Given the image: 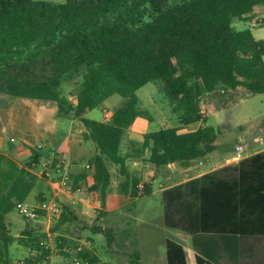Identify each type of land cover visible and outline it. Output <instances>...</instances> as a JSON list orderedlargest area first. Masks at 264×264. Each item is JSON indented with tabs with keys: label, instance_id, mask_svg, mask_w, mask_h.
I'll return each mask as SVG.
<instances>
[{
	"label": "trees",
	"instance_id": "1",
	"mask_svg": "<svg viewBox=\"0 0 264 264\" xmlns=\"http://www.w3.org/2000/svg\"><path fill=\"white\" fill-rule=\"evenodd\" d=\"M260 6L264 0H0V106L9 109L25 99L55 104L58 116L79 119L84 137L95 143L90 167L101 199L111 187L109 163L125 175L121 192L150 194L148 182L140 192L142 179L130 172L128 161L144 157L153 168L187 166L217 148L219 130L203 114L205 98L221 108L264 93V40L251 28L234 26L235 19H251ZM148 82L157 85L182 126L165 123L123 154L125 131L138 116L151 117L136 94ZM66 84L73 85L75 101L64 92ZM114 94L124 97L120 106L103 120L87 117L100 106L105 112L104 102ZM199 121L203 124L194 129L180 130ZM23 139L18 143L32 153L24 165L0 153V264H12L13 241L31 249L28 264H44L53 253L73 257L65 250L70 238L59 230L70 221L66 205L48 233L28 228L18 237L10 234L6 215L27 200L39 179L33 169L44 155L43 147ZM50 163L54 168L59 160ZM238 167L237 185L201 187L198 230L264 234V151L242 158ZM91 227L94 234L104 231ZM105 232L111 241V232ZM76 251L89 264H101L92 250L78 245ZM166 253L168 264H188L184 246L171 238ZM197 264L216 263L197 255Z\"/></svg>",
	"mask_w": 264,
	"mask_h": 264
},
{
	"label": "crops",
	"instance_id": "2",
	"mask_svg": "<svg viewBox=\"0 0 264 264\" xmlns=\"http://www.w3.org/2000/svg\"><path fill=\"white\" fill-rule=\"evenodd\" d=\"M236 21L242 20L235 19L234 22ZM251 25L257 26L253 21H251ZM33 103L35 107L43 108L41 112L46 116L45 107L50 104L37 105L34 101ZM165 104L166 109L170 111L168 116L164 117L166 119L162 121L158 118L161 115V111L159 112L157 109L155 111L157 117L138 116L132 126L125 131L121 144V152L123 154L130 151L134 145L139 146L143 142L145 134L150 132L147 130V122L149 121L158 122V129L165 123L172 126H182L178 121L177 113L172 111L167 99H165ZM16 105H20L26 117L32 112H39V110L34 111L33 108L30 110L31 106L27 103V99L15 102L7 110H11ZM204 107H207V109L211 107V110L226 108H217L216 101L208 97L202 102V111L204 116L209 117ZM48 116V123L47 119L43 118L42 121H36L37 124L32 125V127H18L17 130L21 135L17 136L23 137V134L34 136L38 139V144H43L44 148L47 145L53 146L57 139L56 137L54 140L53 136H63L64 145H68L66 151L70 153V156L68 158L65 157L63 152L60 162H67L66 171L70 174L73 181L74 190L70 192L59 188L60 190L55 193L58 194L61 200L65 201V205L69 208L68 219L70 221H80L82 223V221L88 220L92 223L95 218L92 212L93 208H99V214L96 215L99 220L96 221V224L100 225L104 230L94 234L96 237L92 236L91 240L89 239L88 241H84V238L72 233L63 234L77 240L76 246L82 245L96 253L100 258L101 264H168L166 253L167 238H171L184 246L188 264H197V255H201L216 264H264V234L204 232L198 230L201 187L203 185H237L239 161L256 152L264 151L263 136H256L255 139H250L245 145L240 144L241 142H234V144L225 138V134L220 135L223 131L221 130L215 141L217 148L205 157L192 160L187 166L173 162L153 168L147 160H144V157L131 159L127 162L130 172H137L142 179L139 183L140 192L144 182L150 183L152 187L151 193L147 195L139 194L133 196L130 193L121 192L119 184L125 179V175L120 172L118 165L109 163L111 187L100 203L97 184L93 178V169L87 167L88 164L90 165V158L97 152L95 143L84 137L86 128L82 129V138H76L77 134L69 129L72 124L69 123L65 131H63L62 126L57 127L59 126V119L56 117L61 118V116L57 115V112L52 111ZM67 119H70L69 122L78 120L83 124L77 118ZM201 124L203 122L199 121L190 125V127H183L180 130L187 131L189 128L194 129ZM46 130L50 132L46 133ZM55 130L56 132L58 130L61 131L60 133H55ZM2 138L9 140L10 137L0 133L1 152L6 153L7 150L12 149L13 151L15 148L17 155L30 153V149L28 150L30 147L27 144H14L10 140L8 147L3 150L1 148L4 145L1 143ZM249 148L253 149V151L245 154V151ZM77 150L78 152H76ZM88 153L92 154L85 164L79 163L78 157ZM238 153H240V156H238ZM15 160L20 164L17 159ZM207 174L209 175L207 176ZM38 180L41 179L39 178ZM45 182L46 185H56L51 180ZM91 189H93V192ZM155 194L160 195L161 214L159 215L154 212L155 210L149 203H142L145 198H150ZM22 218L25 219L24 217ZM6 222L13 237H18L28 228H35V232L44 233L40 230V227L28 225L19 228L17 233L12 234L10 223L7 220ZM105 231H110L112 234L111 245L109 246L111 253L109 255L105 254V247L104 253H102L92 246L96 238H102L103 240L106 237ZM76 246H65V250L71 252L74 249L76 250ZM26 248V256H29L31 249ZM54 256L59 258L57 261L64 259L63 255L58 253L51 255V257ZM14 264L28 263L20 257Z\"/></svg>",
	"mask_w": 264,
	"mask_h": 264
},
{
	"label": "rangeland",
	"instance_id": "3",
	"mask_svg": "<svg viewBox=\"0 0 264 264\" xmlns=\"http://www.w3.org/2000/svg\"><path fill=\"white\" fill-rule=\"evenodd\" d=\"M45 1H51L54 3H62L67 0H45ZM182 0H172V2H179ZM248 20H242V21H236L234 22V26L238 29H245V28H251L253 34L259 38L264 40V7H256V9L252 13V18ZM251 21L255 23L257 26L251 25ZM74 89L73 85L71 84H66L63 88L64 92L69 96L71 100L75 101V97L72 96L71 90ZM137 96L141 99L140 105L142 107H147L151 116L157 117V113L155 112L157 109L160 112V118L162 121L168 116V111L166 108L165 104V96L157 91V85H155L154 82H148L145 84L143 87L139 88L136 92ZM240 95V94H238ZM124 101V97L121 96L120 94H114L111 97H109L105 102L104 106L107 109L105 112L103 108L97 107L90 111L87 114L88 118L91 119H96L100 120L103 119L104 116H107L110 112L111 108L118 107L120 106ZM27 103H29L30 110L33 108L34 111L39 110V112L32 114H29L28 117H26L23 113V109L20 107V105H16L14 108L11 110H7L0 106V133L6 134L8 137L14 136V135H21V133L18 132L17 128L20 126H28L32 127V125H36V121H42L43 118L47 119L48 123V115L51 114L52 111H55L58 113V108L55 104H50L45 107V115L41 112V109L43 108H37L35 107L33 100L32 99H27ZM211 108V107H210ZM210 108L206 109V112L208 113L209 117L207 120V123L210 125H213L219 130H223L220 135L225 134V138L228 139L230 142H241L240 144L245 145V143H248L250 139H255L256 136H263L264 137V93H256L253 94L249 97L242 98L241 100L232 103L225 109H220V110H211ZM31 113V112H30ZM58 115V114H57ZM53 117V115H52ZM59 119V126H62L63 131L66 130L67 125L72 124L69 129L72 130V132H75L77 135L76 138H82L83 131L82 129L85 128L83 124H81L78 120H72L69 122L70 117L66 116H61L56 117ZM147 130L148 131H153L158 129V122L156 121H149L147 122ZM47 131V132H46ZM45 132L48 133L50 132L49 130H46ZM61 130H56L54 131L55 133H60ZM26 139H28V144L31 145L33 144L34 146L38 144V139L35 138L34 136H27V135H22ZM54 140L57 137V142L55 140V143H53V146H46L45 148L43 147L44 150V155L42 157V161L40 162L39 166H37L33 171L38 175V177L41 180H38L36 183L35 187L33 188L32 192L28 196L27 200L25 201L26 204L29 206H36L38 205L39 202H41V195L45 194V197L47 199H52L55 198L56 201H58L62 209L65 206V201L61 200L60 197H58V194L55 192L57 190H60L58 187L54 185H46L47 180H49L47 177L42 174V170L44 168V161L48 162V166H51L50 160H52L53 157H56L59 160V163L56 165H61L64 169L67 167V162L65 163L60 162L62 160L61 155L64 152L65 157H69L70 153L66 151V147L68 145H64L65 140L63 139V136L59 135L58 136H53ZM50 138V137H49ZM88 140V139H87ZM252 141V140H251ZM1 143L4 145L1 147L3 150H5L8 147L9 140L7 138H2ZM234 143V144H235ZM55 144V146H54ZM43 145V144H42ZM15 146V145H14ZM65 146V147H64ZM246 147V146H244ZM30 148H28L29 150ZM71 149V147H70ZM75 149V147H74ZM64 150V151H63ZM253 149L249 148L245 151V154L252 152ZM78 152V150L76 151ZM93 152V151H92ZM0 153H3L0 151ZM7 155L12 156L13 158L17 159L21 165H24L26 161L29 160L31 156V149L30 153H23L22 155H17V151L15 148L11 150H7L6 153ZM92 153H88L84 156L78 157V162L81 164H85L87 159L90 157ZM211 156V155H210ZM209 156V157H210ZM77 157V156H76ZM74 162V163H78ZM45 180V181H43ZM52 187V188H51ZM74 185H72V188H69L68 186H62L60 188H63L66 191L72 192ZM54 189V190H53ZM93 192V189H91ZM99 194V193H98ZM99 201L101 203V197L98 196ZM94 202V201H93ZM92 202V203H93ZM149 203V205L152 206V208L155 210V213L161 214V201H160V195L155 194L154 196L150 198H145L142 203ZM98 203V204H100ZM99 208H93V214L95 215V218L92 223H90L88 220L82 221H67L65 222L62 227L59 226V229L61 232H66V233H72L74 235H78L82 238H84V241H88L89 239L91 240L92 236H95L92 230V227L94 224H96V221L99 219L97 218L99 214L98 212ZM94 217V216H93ZM59 217H53L52 219L49 218L47 215L46 217H40L39 219H34V220H25L23 219L20 214L18 213L17 209L14 211H11L6 215V220L10 223V228H11V233L15 234L17 233V230L19 228H23L25 226H35V227H40V230L42 232L48 233L50 228L55 227L59 223ZM20 232V231H19ZM58 234H54L53 241L55 240V237ZM96 237V236H95ZM86 239V240H85ZM45 240H49L47 237ZM71 244L70 246L72 247L73 243H76L77 240L74 238H70ZM109 242V243H108ZM54 243V242H53ZM52 244V243H51ZM105 244V245H104ZM53 245V244H52ZM111 245L110 240L108 241L105 238H96V241L92 243V246L101 251L102 253L105 252V254H110L111 251L109 250V246ZM104 247L106 250L103 252ZM69 252V251H68ZM27 253V248L19 245L16 241H13L11 245L9 246V254L8 257L11 260L12 264L16 263L19 258L21 257L23 260L28 257L26 256ZM72 254V256H76L77 251L74 249L73 251L69 252ZM53 256V254H52ZM78 256V255H77ZM59 258L55 256L51 257V260L56 262Z\"/></svg>",
	"mask_w": 264,
	"mask_h": 264
},
{
	"label": "built area",
	"instance_id": "4",
	"mask_svg": "<svg viewBox=\"0 0 264 264\" xmlns=\"http://www.w3.org/2000/svg\"><path fill=\"white\" fill-rule=\"evenodd\" d=\"M24 137H20L17 135L11 136L9 140L12 143H18L19 141H23ZM23 144V143H22ZM39 148H42V144H38ZM241 148V147H239ZM238 156H240V153H238ZM44 168L42 170V174H44L45 177H47L51 182L55 183L56 187L60 188L62 186H68L69 188H72V179L70 177V174L64 169L61 165H57L54 168H50L47 164V161H44ZM87 167H90L88 164ZM40 209L44 211L42 213L38 212L37 209ZM62 206L61 204L55 200V198L52 199H45L41 201L38 205L36 206H29L26 203L19 204L17 207L18 213L24 217L26 220H34V219H39L40 217L43 216H49L50 219L53 217H59L61 212H62ZM44 264H89L88 261L78 257V256H73L70 258H65L60 261H52L51 258L47 261H45Z\"/></svg>",
	"mask_w": 264,
	"mask_h": 264
}]
</instances>
